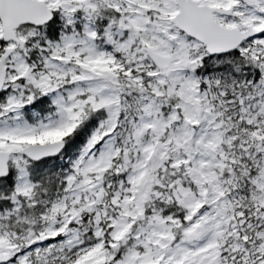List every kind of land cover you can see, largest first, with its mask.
Returning <instances> with one entry per match:
<instances>
[{"label": "snow or ice", "instance_id": "1", "mask_svg": "<svg viewBox=\"0 0 264 264\" xmlns=\"http://www.w3.org/2000/svg\"><path fill=\"white\" fill-rule=\"evenodd\" d=\"M0 264H264V0H0Z\"/></svg>", "mask_w": 264, "mask_h": 264}]
</instances>
